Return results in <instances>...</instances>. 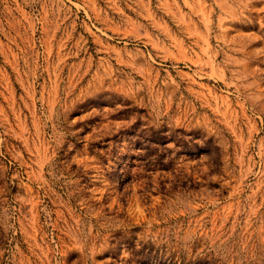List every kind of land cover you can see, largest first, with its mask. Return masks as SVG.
<instances>
[{"label": "rangeland", "instance_id": "obj_1", "mask_svg": "<svg viewBox=\"0 0 264 264\" xmlns=\"http://www.w3.org/2000/svg\"><path fill=\"white\" fill-rule=\"evenodd\" d=\"M0 264H264V0H0Z\"/></svg>", "mask_w": 264, "mask_h": 264}]
</instances>
